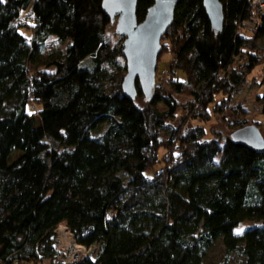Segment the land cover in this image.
<instances>
[{
  "label": "trees",
  "instance_id": "trees-1",
  "mask_svg": "<svg viewBox=\"0 0 264 264\" xmlns=\"http://www.w3.org/2000/svg\"><path fill=\"white\" fill-rule=\"evenodd\" d=\"M219 2V35L202 0L179 2L160 42L172 75L145 102L137 84L123 96L124 38L101 0H0V264L52 263L63 223L97 248L81 264H204L218 243L226 263L264 264V149L201 125L247 126L233 99L260 66L264 87V13ZM152 4L137 1L138 23Z\"/></svg>",
  "mask_w": 264,
  "mask_h": 264
},
{
  "label": "water",
  "instance_id": "water-1",
  "mask_svg": "<svg viewBox=\"0 0 264 264\" xmlns=\"http://www.w3.org/2000/svg\"><path fill=\"white\" fill-rule=\"evenodd\" d=\"M138 0H101V9L111 23L116 22L115 33L124 38L122 56L125 76L121 88L123 96L133 101L135 85L139 86L145 102H151L155 91V71L161 53V38L172 26L174 13L181 0H151L142 22L136 18ZM203 9L215 35L221 33L223 9L219 0H202ZM230 140L253 151L264 149V138L255 125L235 130Z\"/></svg>",
  "mask_w": 264,
  "mask_h": 264
},
{
  "label": "rangeland",
  "instance_id": "rangeland-1",
  "mask_svg": "<svg viewBox=\"0 0 264 264\" xmlns=\"http://www.w3.org/2000/svg\"><path fill=\"white\" fill-rule=\"evenodd\" d=\"M253 29L250 28H243V32L248 36L250 35V32H252ZM19 32L25 36L29 35V32L20 29ZM164 42V40H163ZM47 52L50 51H57V50H64V45H59L58 42L50 38L47 43ZM161 54V53H160ZM171 60V55L169 54H161L158 56L157 60V66L155 71V84H164L167 79L172 75L168 71V64ZM263 75V66L257 67L254 69L247 77V84L243 88V91H240L233 99V103H239L244 108V119L247 121V126L256 125V127L259 129L262 137L264 138V116L261 115V106L257 104L256 97H260L264 95V87L260 86V81L262 79ZM178 78H180L179 73H177ZM176 99L179 101L181 105L185 104L187 101L185 98L177 96ZM159 110L163 111L164 108L162 106L158 107ZM180 115L177 117V122L175 123V126L178 127L180 124ZM232 117L227 113L224 116V119L221 117H216L212 119L208 124H201L204 126L206 131H214L219 134H221L224 137H229L234 131H231V128L229 126V122L231 121ZM234 119V118H233ZM193 124L197 125L200 124L198 122H193ZM168 137V134L166 132H162L159 136V140H166ZM19 156L18 153H15L11 157V161L16 159ZM159 170V166H156L154 169V172ZM252 226L250 223H244L241 226L238 227L236 230V233H241L244 229ZM66 234V233H63ZM94 251V250H93ZM91 256L94 257V252H91ZM240 259L237 257H233L232 259H229L227 263L223 261V250L222 246L218 243L215 244V246L212 247L210 252L208 253L204 264H238V261ZM43 264H52L47 261H44Z\"/></svg>",
  "mask_w": 264,
  "mask_h": 264
},
{
  "label": "built area",
  "instance_id": "built-area-1",
  "mask_svg": "<svg viewBox=\"0 0 264 264\" xmlns=\"http://www.w3.org/2000/svg\"><path fill=\"white\" fill-rule=\"evenodd\" d=\"M249 3L251 13H264V0H249ZM243 27L254 29L255 23L252 21L244 22ZM242 66L243 64L240 63L238 68L240 69ZM53 250L54 258L52 264H81L87 259L94 261L98 252L96 247L86 248L78 245L64 223L59 224L54 230ZM91 252H94V257L91 256ZM26 264H43V262H29Z\"/></svg>",
  "mask_w": 264,
  "mask_h": 264
}]
</instances>
